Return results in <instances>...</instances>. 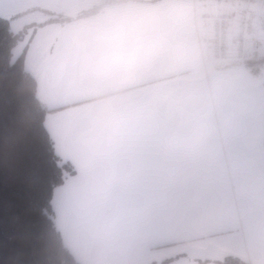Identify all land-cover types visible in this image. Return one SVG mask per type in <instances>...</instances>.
I'll return each instance as SVG.
<instances>
[{"label":"crops","instance_id":"crops-1","mask_svg":"<svg viewBox=\"0 0 264 264\" xmlns=\"http://www.w3.org/2000/svg\"><path fill=\"white\" fill-rule=\"evenodd\" d=\"M99 2L0 0V17ZM207 8L131 0L20 41L75 169L51 203L80 264H264V31L259 59L210 60Z\"/></svg>","mask_w":264,"mask_h":264},{"label":"trees","instance_id":"trees-1","mask_svg":"<svg viewBox=\"0 0 264 264\" xmlns=\"http://www.w3.org/2000/svg\"><path fill=\"white\" fill-rule=\"evenodd\" d=\"M128 1L101 0L75 17L56 15L19 32L0 17V264H80L63 241L51 203L55 188L75 169L58 155L45 127L50 109L39 99L37 81L25 68L27 48L16 57L13 48L31 27L84 18ZM221 264L242 263L227 257Z\"/></svg>","mask_w":264,"mask_h":264},{"label":"built area","instance_id":"built-area-1","mask_svg":"<svg viewBox=\"0 0 264 264\" xmlns=\"http://www.w3.org/2000/svg\"><path fill=\"white\" fill-rule=\"evenodd\" d=\"M208 8L205 18L210 29L209 58L213 61L244 63L260 51L257 31H264V0H195Z\"/></svg>","mask_w":264,"mask_h":264},{"label":"rangeland","instance_id":"rangeland-1","mask_svg":"<svg viewBox=\"0 0 264 264\" xmlns=\"http://www.w3.org/2000/svg\"><path fill=\"white\" fill-rule=\"evenodd\" d=\"M36 7H39L41 5H35ZM36 10H38L39 12H41L40 14H36L37 11H35L34 13L29 14L28 16H19L14 18L13 20H10V25L11 28L14 32H19L20 30H22L25 26H23V23H27V22H33V21H37L40 20L41 18H43V16L45 14H50V15H60L61 13L59 11H46V9L44 8H36ZM65 13H62V15ZM23 26V27H22ZM21 52V44L20 42L13 48V57H16L20 54ZM262 55L259 54L256 56V58L254 59H259ZM253 60V59H251ZM231 62V61H230ZM230 62H226V63H230Z\"/></svg>","mask_w":264,"mask_h":264}]
</instances>
